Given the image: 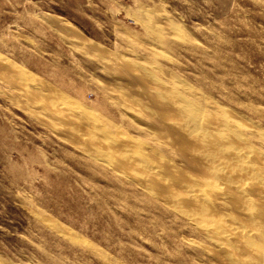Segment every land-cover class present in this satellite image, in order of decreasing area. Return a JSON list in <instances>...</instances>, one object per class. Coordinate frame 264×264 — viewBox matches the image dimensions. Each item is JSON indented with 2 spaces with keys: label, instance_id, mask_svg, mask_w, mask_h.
<instances>
[{
  "label": "rangeland",
  "instance_id": "374dc122",
  "mask_svg": "<svg viewBox=\"0 0 264 264\" xmlns=\"http://www.w3.org/2000/svg\"><path fill=\"white\" fill-rule=\"evenodd\" d=\"M168 91L264 166V0H0V264L254 259L194 216L250 234L264 218L243 204L263 212L264 195L239 201L232 175L226 197L187 199L203 166L159 127L176 114Z\"/></svg>",
  "mask_w": 264,
  "mask_h": 264
},
{
  "label": "bare ground",
  "instance_id": "6f19581e",
  "mask_svg": "<svg viewBox=\"0 0 264 264\" xmlns=\"http://www.w3.org/2000/svg\"><path fill=\"white\" fill-rule=\"evenodd\" d=\"M121 70L123 73L128 74L130 73L131 69L129 67L123 66ZM162 95L166 97L165 99L167 106L170 105L171 111L176 114L173 116L174 119L165 122L164 126L159 124V127L162 126L168 131V133L187 136L189 139H191L190 143L192 146L188 147L187 151L185 150L182 153L180 152L181 155L179 156L182 158H191L192 160H190L193 161L194 164L197 162L203 166V169L201 170L204 173V179L201 183H198L197 181L199 180H196L195 182L198 184H194L193 182L194 187H190L191 189L187 190L186 192L187 196H185L187 199L198 206L210 203L212 200H209L204 193L206 186L216 191L215 195L217 199L223 198L228 194L227 191L230 186L224 184L223 187H220L218 186V180L223 179L224 182H229L232 180L231 178H235L232 175L237 176V178L241 179L242 181H240V184L238 183V185L233 187L234 197L239 201L244 203L248 192L254 191L258 194L264 195V166L260 165V167H257L253 164H250L249 160L247 159V157H249L248 155H251L252 153V149L250 147H241L239 145L240 143L236 146L228 145L225 141L226 134L215 131H205V129L200 127L198 124L201 115L193 111V108L190 107V105L184 100H179L174 91H168ZM227 124L229 123H223V126H227ZM185 148H187V146H185ZM135 158V161H138L139 163L143 161L138 157ZM124 160L125 162L127 160L130 161L128 158L127 160L124 158ZM197 163L195 164L196 166ZM261 164H264V162H261ZM145 170L148 171L147 169ZM153 172H148L145 174L146 180L156 182L157 184L161 185L163 179H161L160 176L158 177L157 174ZM243 205L244 212L246 215L252 216V220L264 218V211L254 213L250 210L248 205ZM199 210H201L199 214L195 216L193 215L195 222L200 225L201 229L204 230L207 235H213L210 237L213 239L212 243L214 246L218 247L219 249L223 247L225 248L221 239L225 238L228 234L234 239L240 241L242 244L251 247L256 252V255L253 256L254 259L246 257L241 258V264H262V262H264V228H252L251 233L247 234V232H244L240 227L233 226L230 221L226 223L227 220L225 218L212 221L206 220L207 214L203 213L202 209L199 208ZM191 220H193V218H191ZM230 257V262L233 264V255L231 254Z\"/></svg>",
  "mask_w": 264,
  "mask_h": 264
}]
</instances>
